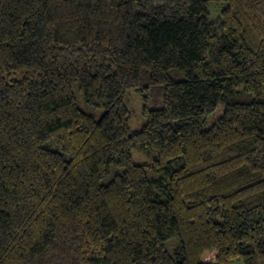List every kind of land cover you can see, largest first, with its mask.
Wrapping results in <instances>:
<instances>
[{
	"label": "trees",
	"instance_id": "16d2710c",
	"mask_svg": "<svg viewBox=\"0 0 264 264\" xmlns=\"http://www.w3.org/2000/svg\"><path fill=\"white\" fill-rule=\"evenodd\" d=\"M258 92L264 0H0V264H264Z\"/></svg>",
	"mask_w": 264,
	"mask_h": 264
},
{
	"label": "rangeland",
	"instance_id": "374dc122",
	"mask_svg": "<svg viewBox=\"0 0 264 264\" xmlns=\"http://www.w3.org/2000/svg\"><path fill=\"white\" fill-rule=\"evenodd\" d=\"M221 10L220 3L218 1H214L211 7V12L213 17H217L219 11ZM136 90H131L127 94V105L131 110V121H130V128L131 131H137L141 129V126L145 123L144 118L141 116V112L139 110V103H141V98ZM260 99L264 100V92H258V93H251V97L248 99ZM223 108L220 107V110L215 112L211 118L208 119V121L205 123V128H208L213 122L215 121L221 114H222ZM155 153H142L137 149H134L132 152L133 161L136 164L141 165H148L151 163L153 156ZM231 264H243V262L240 259L234 260Z\"/></svg>",
	"mask_w": 264,
	"mask_h": 264
}]
</instances>
